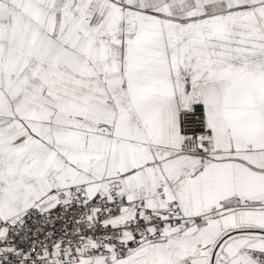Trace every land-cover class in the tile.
Returning a JSON list of instances; mask_svg holds the SVG:
<instances>
[{
	"label": "snow or ice",
	"instance_id": "1",
	"mask_svg": "<svg viewBox=\"0 0 264 264\" xmlns=\"http://www.w3.org/2000/svg\"><path fill=\"white\" fill-rule=\"evenodd\" d=\"M0 264H264V0H0Z\"/></svg>",
	"mask_w": 264,
	"mask_h": 264
}]
</instances>
